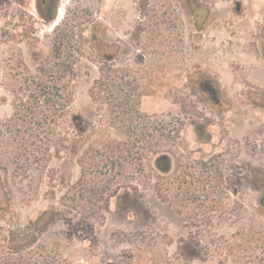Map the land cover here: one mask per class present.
I'll use <instances>...</instances> for the list:
<instances>
[{"label": "rangeland", "instance_id": "1", "mask_svg": "<svg viewBox=\"0 0 264 264\" xmlns=\"http://www.w3.org/2000/svg\"><path fill=\"white\" fill-rule=\"evenodd\" d=\"M34 1L0 0V264H264V0H156L145 17L134 0H55L45 22ZM105 74L111 93L92 97ZM206 77L231 93L232 126ZM65 101L72 124L54 115ZM155 150L179 165L160 194L170 182L185 208L156 196L149 164L135 175L130 156Z\"/></svg>", "mask_w": 264, "mask_h": 264}, {"label": "flooded vegetation", "instance_id": "2", "mask_svg": "<svg viewBox=\"0 0 264 264\" xmlns=\"http://www.w3.org/2000/svg\"><path fill=\"white\" fill-rule=\"evenodd\" d=\"M185 2H196L195 0H184ZM173 2V0H168V14H170L173 9V5L171 4ZM131 4L134 5V10L138 13L139 16L141 17H145L147 16L148 13H152L155 15L156 11L153 9H157V5H156V0H134L130 2ZM171 4V5H170ZM55 7V0H35L34 4H33V9L34 12L36 13V15L42 20V21H48L51 16H52V12L53 9ZM200 8V7H198ZM261 33L262 36L260 37V43L262 45V48L264 49V27H261ZM107 46L110 47V41L107 42ZM134 46H138L137 48H139V51H142L143 47L141 42L138 41V44L134 41ZM202 95L204 98H206L208 100V102H206V104H208L209 102H214V106H213V110L218 111L220 113H224L226 115V117H229L228 120H225V123H229L230 126H232L234 119L236 117V114L233 111L234 109V104L232 102H230L228 100V98H230V96L228 94V92H225L221 89V86L219 84L216 83L215 80H212L210 77H206L205 81L202 83ZM136 105V109L138 110V103L135 104ZM139 111V110H138ZM230 112V114L228 113ZM224 122L221 123H216L217 126H226ZM208 124V123H207ZM209 125V124H208ZM125 127V132L124 135L128 136V137H132L134 136V142H141L142 141V128L140 126V128H138V126H136L135 131L133 132L131 129L134 128V126H130L131 129L126 128ZM144 136L148 137V134H144ZM151 143L153 144H157V134H155L154 132L151 134ZM125 139L124 142H118V146L115 144H111L109 152L110 155H108V158L110 159L109 163H111V167H118L117 171H113L110 170V172L112 173L109 177V182L111 183V185H115L111 191L112 193L115 192L116 190H118L119 186H117L116 184H120V182L115 181V179H118L120 173V168H121V164H118L117 160L119 161H123V159H126L123 151H126L125 149ZM123 146V147H122ZM116 153H119L118 155H116ZM131 159L135 160V175H141L142 171H143V162L148 163L151 167V171H152V176L155 180L154 182V191L155 194L158 198H162V200L166 201L169 206L171 208H185L184 203H177L176 205H174V203L170 202V199H165L160 193H159V186H158V179L160 175H163L165 171H169V175L174 176L175 172L178 171V167L179 165L177 164L176 161L173 160V158L168 155L165 154L163 152H159L158 150H155L153 155L151 156V158H147V157H143L142 153H135V156H130ZM114 159V160H113ZM206 158H202L200 160V169L201 171H205L206 169ZM190 168V167H189ZM200 181L201 179L205 182V179L203 178V176H200ZM114 181V182H113ZM201 183V187L204 188L205 184ZM118 187V188H117ZM234 186H232V190H233ZM109 195V193H108ZM109 197H111V195H109ZM178 198V197H177ZM179 201V199H178ZM259 203L261 204V202L264 201V194H262L259 199H258ZM53 218V213L52 211L49 210H43L39 216L37 217V219L35 220V222L33 223V226L31 227V230L29 229L28 232H26L24 234V240L26 242V240H29L34 233H37V231L42 230L47 224H49V222L52 220Z\"/></svg>", "mask_w": 264, "mask_h": 264}, {"label": "trees", "instance_id": "3", "mask_svg": "<svg viewBox=\"0 0 264 264\" xmlns=\"http://www.w3.org/2000/svg\"><path fill=\"white\" fill-rule=\"evenodd\" d=\"M107 79H108L107 78V74L103 75L102 77H98V78L94 79L93 85H92L91 90H90V93H91L92 97L94 95H96V94H100L101 92H105L107 95H108V92L111 93V90L108 87ZM137 103H138V98H136V100H135V104H137ZM68 109H69V106H68V104L65 101L64 104H60V107L57 109V111H59V112H57V114L55 112V114H54L55 117L61 118L62 120H66L67 118H69V121L71 123V119H70L71 116L69 114V110ZM133 110H134L136 115L140 114V112L136 108H134ZM143 163L144 164L142 166H143V169H144V166L148 165V163H146V164H145V162H143ZM164 174H166L168 176L169 175V171H165ZM183 175L185 177L193 178V174L191 172H187V173L183 172ZM184 182L185 181L179 182L177 189H181V184L184 183ZM200 182L203 183L204 181L201 179V181H199V183ZM166 183H167L166 185L163 184L164 186H162L163 188H161V189H163V191L166 192V194L162 195V196L165 199H168L167 198V194H169L170 191H171V183L170 182H166ZM190 183H191V181H190ZM206 183H207V181L204 182L205 186H206ZM159 193H160V189H159Z\"/></svg>", "mask_w": 264, "mask_h": 264}]
</instances>
